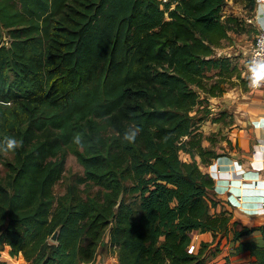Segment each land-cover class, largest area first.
Returning a JSON list of instances; mask_svg holds the SVG:
<instances>
[{
  "label": "trees",
  "instance_id": "obj_1",
  "mask_svg": "<svg viewBox=\"0 0 264 264\" xmlns=\"http://www.w3.org/2000/svg\"><path fill=\"white\" fill-rule=\"evenodd\" d=\"M225 2L0 0V154L22 137L0 179V264H90L107 230L120 264H203L229 229L236 250L264 264V244L241 238L264 223L212 210L216 179L200 163L224 152L203 143L206 115L192 112L207 98L194 85L218 95L225 82L248 84L231 54L216 53L241 30ZM69 147L84 174L56 195ZM83 182L104 194L84 196ZM123 192L139 194V212ZM195 229L213 239L190 251Z\"/></svg>",
  "mask_w": 264,
  "mask_h": 264
},
{
  "label": "crops",
  "instance_id": "obj_2",
  "mask_svg": "<svg viewBox=\"0 0 264 264\" xmlns=\"http://www.w3.org/2000/svg\"><path fill=\"white\" fill-rule=\"evenodd\" d=\"M252 18L258 32L264 27V1H257ZM210 102L215 109L232 113L233 120L226 121L221 118L219 121H212L207 130L210 126L213 129L222 126L223 132H228L226 134L232 144L237 139L244 142L252 139L256 143L253 152L244 149L235 157L229 154L220 155L209 164L208 170L215 177L216 183L219 177L223 181V196L232 202L223 199L218 206H212V210L227 209L233 213V219L242 224L264 223V89L251 88L247 91L239 87H226L222 95L211 98ZM203 143L205 144L204 141ZM221 234L218 249L215 243L205 249L203 255L206 259L203 264H256V255L249 249L236 250L238 241L233 238L232 229ZM193 236L200 245L202 240H212L213 232L195 229ZM241 238H252L264 244V233L260 229L243 234ZM108 242L107 236L99 246L95 260L90 264H120L117 247L110 246Z\"/></svg>",
  "mask_w": 264,
  "mask_h": 264
},
{
  "label": "rangeland",
  "instance_id": "obj_3",
  "mask_svg": "<svg viewBox=\"0 0 264 264\" xmlns=\"http://www.w3.org/2000/svg\"><path fill=\"white\" fill-rule=\"evenodd\" d=\"M250 0H226L223 12L224 16L227 14H236L241 17V23L239 24L241 27L240 31H231L230 36L223 39L220 46L216 47V53L217 54H231L233 57V62L238 63L239 68L241 69L242 76L247 75V59L250 55L251 45L252 42L255 39V36L257 34V27L256 24L253 22L252 17H254V8H251ZM5 30V29H4ZM4 38H7V35H4ZM234 79H238L239 77L233 76ZM248 82V81H247ZM225 87H231V88H243L247 91L251 90L249 87V84L245 87L243 83H230L225 82ZM197 89L201 91V97H207L204 98L203 104L198 103L195 105L194 109L192 110L193 113H195L196 116L198 115H206L203 120L200 121V128L205 131L206 134L210 135L212 138L211 140L205 138L203 141L205 142V145L211 146L212 143L214 144V147H216L217 150L224 152V154H229L230 156L235 157L236 154L238 156V152H242L244 149L253 152L254 147L256 146V143L252 141L245 142L242 140L236 141V143H231V145L228 143L227 139L228 136L226 133H224V129L222 126L215 127L216 129L211 128V126L208 128V125L212 123V121H219L221 118L225 119L226 121L233 120V114L229 113L227 110L216 108L215 106L211 105V98H216L221 94L218 95H211L203 90H201L198 86L194 85ZM210 96V98L208 97ZM214 96V97H212ZM247 98V97H246ZM206 104V106H203ZM232 114V115H230ZM24 125L22 129H25ZM243 131L246 129H242ZM16 141L21 142L22 137L15 138ZM228 146H231L230 148ZM231 149V152L229 150ZM222 154V155H224ZM181 155L183 158L189 159L190 155L189 153L182 151ZM15 159V150H3L0 154V179L3 181H6L10 174V168H9V162H14ZM214 161V159L212 160ZM203 169L208 170V166L210 163L206 164L204 162L200 163ZM209 171V170H208ZM210 172V171H209ZM84 174V165L81 163V161L78 159L76 153L73 150V147H69L68 154L66 156V163H65V169L63 171L62 176L58 179V181L54 185V191L56 195H59L61 193H64L67 191V188L69 184L75 181V179L79 175ZM212 174V173H211ZM213 175V174H212ZM218 183H216L214 190H211V195L215 196L219 199L221 202L223 199L228 200L230 203L229 198H225L222 194V184L223 181L221 177L218 178ZM128 182V181H127ZM80 192L84 196L87 194L90 195H97L100 196L103 193L102 188L99 184H93L92 182H83L80 183ZM122 199L129 201L134 204V206L137 208V211L139 212V203H140V197L138 193H130V192H123ZM241 223V222H240ZM222 236V234H219ZM108 236V230L105 232L104 239ZM51 240H55L50 236ZM102 239V241L104 240ZM11 261L13 264H31L30 261L26 260L24 257L19 258H11Z\"/></svg>",
  "mask_w": 264,
  "mask_h": 264
},
{
  "label": "clouds",
  "instance_id": "obj_4",
  "mask_svg": "<svg viewBox=\"0 0 264 264\" xmlns=\"http://www.w3.org/2000/svg\"><path fill=\"white\" fill-rule=\"evenodd\" d=\"M254 67L252 69V76L249 81V87H260L261 80H264V63L254 62ZM141 129L139 127H133L124 133L123 139L128 143H134ZM76 142L80 143V138H76ZM6 145L5 151L14 150L21 146V142L16 141L15 139H6L4 141Z\"/></svg>",
  "mask_w": 264,
  "mask_h": 264
},
{
  "label": "built area",
  "instance_id": "obj_5",
  "mask_svg": "<svg viewBox=\"0 0 264 264\" xmlns=\"http://www.w3.org/2000/svg\"><path fill=\"white\" fill-rule=\"evenodd\" d=\"M258 2L264 1V0H257ZM254 62L258 63H264V27L258 30L254 41L251 45L250 55L247 61V78H248V84L250 81V78L252 76V69L255 66ZM251 88H263L264 89V80H261L260 87H251ZM198 243L195 240H192L189 244L188 249L190 251H194L198 248Z\"/></svg>",
  "mask_w": 264,
  "mask_h": 264
},
{
  "label": "water",
  "instance_id": "obj_6",
  "mask_svg": "<svg viewBox=\"0 0 264 264\" xmlns=\"http://www.w3.org/2000/svg\"><path fill=\"white\" fill-rule=\"evenodd\" d=\"M119 204V203H118ZM117 204V205H118ZM58 236H59V228H56L55 230H54V232L52 233V235H51V237L53 238V239H58Z\"/></svg>",
  "mask_w": 264,
  "mask_h": 264
}]
</instances>
